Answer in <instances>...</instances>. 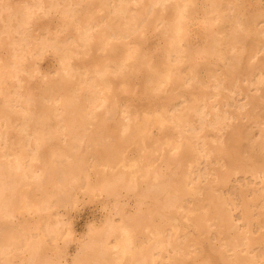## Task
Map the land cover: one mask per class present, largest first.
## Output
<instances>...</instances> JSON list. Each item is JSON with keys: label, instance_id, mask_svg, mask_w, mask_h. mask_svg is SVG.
<instances>
[{"label": "bare ground", "instance_id": "6f19581e", "mask_svg": "<svg viewBox=\"0 0 264 264\" xmlns=\"http://www.w3.org/2000/svg\"><path fill=\"white\" fill-rule=\"evenodd\" d=\"M52 14L54 31L40 21ZM260 52L264 9L243 0H0V264H183L204 245L221 264H264ZM137 82L156 105L121 100ZM241 171L258 185L231 190ZM80 192L117 203L71 253L59 208Z\"/></svg>", "mask_w": 264, "mask_h": 264}, {"label": "rangeland", "instance_id": "374dc122", "mask_svg": "<svg viewBox=\"0 0 264 264\" xmlns=\"http://www.w3.org/2000/svg\"><path fill=\"white\" fill-rule=\"evenodd\" d=\"M243 4L245 5L246 10L248 12H250V13L256 11L259 8L260 9H264V0H243ZM40 21H41V24H42V27L43 28H49V29H51L53 31L56 30L58 28V26H59L58 25V18L56 16H54L53 14H52V16L50 15L49 17L47 16V17L42 18ZM260 25L261 24H259L258 26L261 27L262 25L261 26ZM225 26H226V24H225ZM190 32H191L192 39H193V45L194 46L201 45V43H202V41H203V39L205 38V35H206V26L200 20H194L193 22L190 23ZM154 35L152 34L151 31L148 32L146 44H144V46H145V48L148 51H150V52L153 53V55L156 58V60H159L158 56H159V53H160L161 50L158 49V45H157L158 44L157 43L158 38H157V35L156 34H154ZM263 55H264V53L263 52H260V57H259L260 58V61L264 57ZM196 58L197 57H195L193 59H196ZM249 58H250V47L248 45V46H246V48H244L242 50L241 58H240V64H241L240 67H245L247 65L248 61H249ZM56 60H55V57L53 56V53L52 52H48V54H46L40 60V66H41L42 73L34 76L30 80V83L32 85V91L35 92L37 95L40 94L41 90L44 88V86L46 84V80H48V78H45L43 76V72L44 73H49V72L53 71L54 68L56 67V64H57V61ZM97 62H98V56H97V54H92V55H90L88 57L82 58V60H81V64L83 66L84 65L91 66V65H94ZM207 64H208V62H206L205 60H201L200 59V62L198 63L199 69L204 70L206 68L205 65H207ZM220 64H221V62H220ZM186 66H188V65H185V67ZM203 75L206 76V73L204 72ZM210 89H209V91H210ZM239 98L237 100H241V98L240 99ZM121 100L124 103L125 102H130L133 106H136L139 109L151 108L152 106H154V105H156L158 103L157 102V98H155V97H147L146 95H144L142 93V91H141V84L139 82H137L135 84V89H134L133 92L122 94ZM251 156H252L253 162L254 163H257L258 160H259L257 154L256 153H252ZM92 176H94V174ZM248 177H250V178L248 179ZM232 179L233 180L231 181V186H233V188L230 187V188H232L231 190H235V188L245 187V185H246V187H249V185L250 186H256V185H258V184L255 185V181H254L255 178L253 176H251V173H249V172H246V174H245V172L241 171V172H239V174H236V176L234 175L232 177ZM239 183H241L243 185H241ZM251 183L252 184L254 183V185H252ZM233 192H235V191H233ZM103 195H105V194H100V195L97 194V195H91L90 196L87 193L80 192L78 194V196H79L78 197V200H77V202L75 204H68L66 206H61L62 209H60L61 207L59 208V211L61 213L60 214L61 215V218L63 216H65L64 214H66V216L63 218V220L65 222V224H64V229H65L64 230V234H67L68 235L70 232H72V230L75 231V232H73V234L71 233L68 236L67 235L66 236L64 235V238L65 239H68V241H69L70 239L75 238L76 235H77V237L75 238V240L76 239L78 240V239H80V237H82V234H83V236L85 238L86 235L89 232V229H90L89 226L90 225L91 226L92 225L99 226L100 223L103 224V222L105 221V219H104L105 216L107 214L110 215V213H111V212L108 213V211H112V209L114 207L113 203L114 204L117 203L113 197L109 196V199H108V196L107 195L106 196H103ZM233 196H236V195H233ZM124 198H126V199H124ZM121 200H123L122 203H124V204H126L128 206L127 207L125 205L126 208H129V207L131 208V206H132V208L134 207V201H133V199H129V197L126 196V197H122ZM111 201H112V203H110ZM80 203H82V204H80ZM106 203H107V205H106ZM71 205H72V207L73 206L74 207L72 208ZM70 208H72V209H70ZM26 217L28 219L31 218L30 215H28V214H27ZM68 217H70V218H68ZM106 218H107V216H106ZM66 219L68 220V222L66 221ZM68 223L70 225H68ZM66 224L68 226H66ZM69 226H71V228ZM72 227H74V228L72 229ZM66 228H68V229H66ZM87 229H88V231H87ZM71 235H72V237H71ZM81 239H83V237ZM75 240H73V242H72V240H70L69 243L71 245L68 243L69 244L68 245V249L69 250L70 249L71 250L73 249L72 251L70 250L71 253L74 252V248L76 246L77 240L76 241ZM59 242L62 243V245L65 244V240H63V241L62 240H59ZM201 251L202 252L199 254V256H197L196 261L186 260V261L183 262V264H195V262H197L196 264H221L220 263V259L218 257V254L217 253H210L208 251L206 245L203 246V249Z\"/></svg>", "mask_w": 264, "mask_h": 264}]
</instances>
